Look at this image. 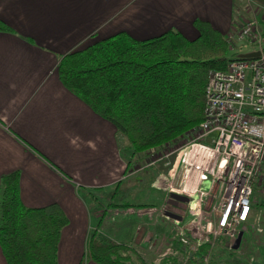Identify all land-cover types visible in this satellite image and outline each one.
<instances>
[{
  "label": "crops",
  "instance_id": "obj_1",
  "mask_svg": "<svg viewBox=\"0 0 264 264\" xmlns=\"http://www.w3.org/2000/svg\"><path fill=\"white\" fill-rule=\"evenodd\" d=\"M251 13L264 16V0H0V22L11 29L0 30V185L19 171L26 207H62L69 224L60 264L84 261L94 222L82 190L109 187L126 168L123 135L62 85L61 59L122 32L140 41L168 31L194 40L197 20L227 38L237 17ZM247 225L256 227L264 264V163ZM0 264H7L1 247Z\"/></svg>",
  "mask_w": 264,
  "mask_h": 264
},
{
  "label": "trees",
  "instance_id": "obj_2",
  "mask_svg": "<svg viewBox=\"0 0 264 264\" xmlns=\"http://www.w3.org/2000/svg\"><path fill=\"white\" fill-rule=\"evenodd\" d=\"M194 25L199 33L194 40L176 31L143 41L118 33L65 55L58 65L59 79L127 138L131 156L174 145L205 119L209 73L226 71L236 58L228 40L209 22L197 20ZM0 30L11 31L1 22ZM68 224L58 203L40 208L24 205L19 171L1 178L0 247L7 264H60L59 244ZM193 243L196 248L190 256L178 249L184 260L206 264L212 244ZM132 253L129 245L92 231L84 261L146 264ZM160 264L180 263L171 256Z\"/></svg>",
  "mask_w": 264,
  "mask_h": 264
},
{
  "label": "built area",
  "instance_id": "obj_3",
  "mask_svg": "<svg viewBox=\"0 0 264 264\" xmlns=\"http://www.w3.org/2000/svg\"><path fill=\"white\" fill-rule=\"evenodd\" d=\"M232 39L240 46L238 54L258 52L260 56L234 59L226 71L209 74L205 119L195 138L175 151L178 154L168 173L174 183L182 170L184 189L170 186L168 196H185L187 208L183 215L175 214L170 203L149 210L177 224L194 241L212 245V238H236L249 221L254 186L264 163V16L245 23ZM179 139L175 146L182 143ZM197 182H209L211 187L195 203L190 185ZM213 193L218 200L203 208ZM178 241L183 247L190 245L184 236Z\"/></svg>",
  "mask_w": 264,
  "mask_h": 264
},
{
  "label": "rangeland",
  "instance_id": "obj_4",
  "mask_svg": "<svg viewBox=\"0 0 264 264\" xmlns=\"http://www.w3.org/2000/svg\"><path fill=\"white\" fill-rule=\"evenodd\" d=\"M254 19L260 20V17L251 13L242 22L237 17L234 30L226 38L229 42L231 55H236L234 59L240 58L239 55L243 54H238L240 46L238 47L236 45L238 43L232 38L237 35L245 23ZM247 50L249 49H244V51ZM198 128L196 127L181 136L179 141L182 143L177 146L174 143L175 147L169 145L134 156H131L128 150L127 138L121 136L122 160L126 166L122 178L109 187L82 190V195L94 222L90 233L97 231L103 238L116 240L122 245H129L133 250L132 257L137 255L146 264H160L163 259L171 256L176 258L180 264H187L188 259L184 260L181 251L195 250L193 237L187 232H181L179 226L174 222L164 217H156L158 213L151 215L149 210L158 209L163 204L170 203L175 214L183 215L188 202L169 197L168 189L170 186L184 189L183 180H186L182 177L181 169L178 170L174 183L170 180L168 173L178 154L175 151L195 138L194 135ZM210 180L212 181V179ZM210 187L211 183L209 182L204 185H200L198 182L190 185L191 191H194L193 194L196 196L195 203L200 201L201 193L208 192ZM211 196V200L203 203V208H209L218 200L217 193H213ZM169 200L170 202H168ZM125 204L129 206H125ZM114 205L116 207H113ZM143 211L145 212L143 213ZM255 228L250 229L249 225H244L234 239L212 238L213 245L209 255L205 258L207 259L206 264H261L263 260L259 257L260 253H257L259 250L256 247L260 237L256 234ZM240 234H242L241 242L238 248H235ZM181 236L189 240L188 247H183L178 243Z\"/></svg>",
  "mask_w": 264,
  "mask_h": 264
},
{
  "label": "water",
  "instance_id": "obj_5",
  "mask_svg": "<svg viewBox=\"0 0 264 264\" xmlns=\"http://www.w3.org/2000/svg\"><path fill=\"white\" fill-rule=\"evenodd\" d=\"M260 56V53H250V54H243V55H240V58L241 59H253V58H258ZM172 198L173 199H178L182 202H188V199L186 197H183L181 195H178V194H172ZM169 216H171V214H169ZM175 219H180V217H174ZM241 239H242V234H240L237 242H236V247L235 248H238L240 242H241Z\"/></svg>",
  "mask_w": 264,
  "mask_h": 264
}]
</instances>
